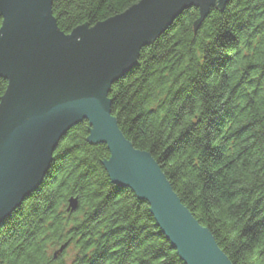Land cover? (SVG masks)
Listing matches in <instances>:
<instances>
[{"label":"trees","instance_id":"16d2710c","mask_svg":"<svg viewBox=\"0 0 264 264\" xmlns=\"http://www.w3.org/2000/svg\"><path fill=\"white\" fill-rule=\"evenodd\" d=\"M138 1L52 0L51 10L68 34ZM198 19L186 8L140 49L110 87L111 113L231 264H264V0H228ZM88 131L83 120L65 133L40 185L0 224V264H184L146 202L109 180L106 145Z\"/></svg>","mask_w":264,"mask_h":264},{"label":"water","instance_id":"95a60500","mask_svg":"<svg viewBox=\"0 0 264 264\" xmlns=\"http://www.w3.org/2000/svg\"><path fill=\"white\" fill-rule=\"evenodd\" d=\"M227 1L140 0L65 34L52 14V0H0V79L6 82L0 97V224L40 185L59 140L86 120L89 141L108 150L101 165L109 180L146 202L184 264H231L151 154L124 137L108 97L111 85L136 65L140 49L183 10L196 7L199 23ZM76 208L77 199L70 197L67 211Z\"/></svg>","mask_w":264,"mask_h":264}]
</instances>
